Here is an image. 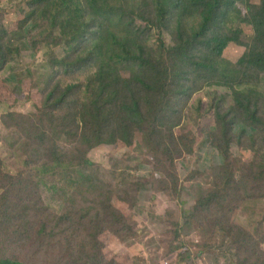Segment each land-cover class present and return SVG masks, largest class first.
Here are the masks:
<instances>
[{"label": "rangeland", "instance_id": "1", "mask_svg": "<svg viewBox=\"0 0 264 264\" xmlns=\"http://www.w3.org/2000/svg\"><path fill=\"white\" fill-rule=\"evenodd\" d=\"M26 9V0H0V26L13 31L8 35L12 46L24 43L32 33L16 31V21ZM230 19L229 26H239L240 40L247 43L252 38L251 26L242 23L235 12ZM136 22L145 24L138 15ZM145 37L153 49L159 42L173 44V34L162 26L150 25ZM244 49V45L230 43L223 56L235 63ZM45 52V48L36 54L22 50L0 74V174L12 176L7 181L0 176V259L25 264H239L243 251L256 244L264 251V175L258 183L253 179L264 167L259 172L255 166L254 176L251 174L250 134L235 128L228 133L233 138L227 156L216 149L224 147V141H219L222 126L217 116L233 105L228 88L202 86L190 99L176 101L173 134L175 138L185 135L192 150L172 162L177 151L171 148L170 155L159 154L157 146L156 153L141 137L131 149L106 144L88 149L63 138L70 130L63 115L75 105L66 103L53 122L47 120L49 107H41L59 79L49 78ZM54 54L61 56L60 49ZM64 81L73 79L70 76ZM235 87L263 93L264 73ZM171 123L173 120L167 126ZM35 124L43 129L34 130ZM71 129L72 135L81 132V127ZM36 136L43 144L35 141ZM254 142L264 161V134ZM51 143L57 145L59 154L74 158L52 162ZM178 145L183 148L182 143ZM80 158H86L90 166L81 165ZM44 167L53 172L39 181L38 170ZM81 173L85 175L81 177ZM223 176L233 182L227 188L221 217H214L219 212L215 205L185 222L196 200ZM6 211L10 214L1 216ZM102 219L109 223L99 224ZM114 219H122L123 224ZM226 225L251 234L250 247L229 236ZM95 227L104 230L92 239Z\"/></svg>", "mask_w": 264, "mask_h": 264}, {"label": "trees", "instance_id": "2", "mask_svg": "<svg viewBox=\"0 0 264 264\" xmlns=\"http://www.w3.org/2000/svg\"><path fill=\"white\" fill-rule=\"evenodd\" d=\"M26 2L27 9L16 21L17 32H32L24 43L10 45L8 35L13 31L8 32L6 27L0 26V74L12 56L19 55L22 50L36 54L46 49L44 56L49 58V78L59 77L41 104L42 108L49 107L47 120L55 121L58 118L55 114H60V108H64L66 103L75 105L72 111L63 115L70 129L63 138L75 140L88 149L101 144L123 145L131 149L137 137H141L147 147L156 148V153L157 146L159 154H169L171 148L177 151L176 154L171 153L172 162V159L189 154L192 150L185 135L180 134L175 138L173 134V128L177 126L173 111L176 101L190 99L202 86L218 85L231 91L233 105L222 116H217L222 126L218 131L221 134L219 141H224V147L215 146L216 149L220 155L227 156V148L233 138L228 133L239 128L247 136L250 134L249 149L253 156L248 159V166L251 167V174L254 176L255 166L259 172L263 170L264 161L255 149L254 139L264 134V92L258 93L253 88L242 90L235 86L251 76L264 73V0ZM238 2L242 5H236ZM233 12L253 31L252 38L245 44L240 40L239 26H229ZM137 15L145 22L144 26L137 24ZM150 25L169 29L173 34V44L159 42L155 49L150 48L145 37ZM230 43L245 46L235 63L223 56ZM55 49H60L61 56L54 54ZM70 76L73 81H64ZM60 82L67 84L61 86ZM169 120H173V123L167 126ZM72 127L74 130L81 127V132L72 135ZM34 128L43 129V126L35 124ZM156 138L159 141H155ZM236 140L240 142L239 138ZM35 141L43 144V141L37 140V136ZM179 143L183 144V148ZM57 149V145L51 143L49 155L52 159L49 160L52 162L74 158L59 154ZM25 162L29 164V161ZM80 162L81 165L90 166L86 158H80ZM157 163L162 165L159 159ZM52 170L47 167L38 170L39 181H43V177ZM2 174L0 176L6 181L12 180L11 175ZM84 175L80 174L81 177ZM263 175L264 171H261L259 177L254 176L253 179L258 183L263 180ZM232 182L233 179L227 180L223 176L205 194L203 192L204 195L196 200L188 212L190 216L185 222L201 212H209L215 205H218L219 212L214 217H221L222 204L227 200L226 191ZM11 189L5 192L4 198L10 195ZM107 208L111 209L110 206ZM1 214L8 215L10 211ZM105 222L102 219L99 224ZM113 222L123 224L122 219H114ZM225 229L237 243L243 241L250 247L253 242L252 235L242 228L226 225ZM95 230L92 239L104 227H95ZM243 254L239 264H264V251L257 244L254 249L243 251ZM0 264L25 263L0 259Z\"/></svg>", "mask_w": 264, "mask_h": 264}]
</instances>
